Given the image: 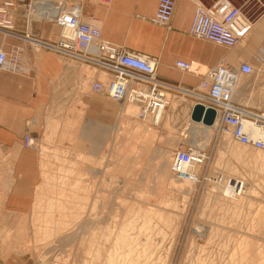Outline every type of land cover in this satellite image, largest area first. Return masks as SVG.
<instances>
[{
  "label": "rangeland",
  "instance_id": "374dc122",
  "mask_svg": "<svg viewBox=\"0 0 264 264\" xmlns=\"http://www.w3.org/2000/svg\"><path fill=\"white\" fill-rule=\"evenodd\" d=\"M233 3L252 21L264 11V0ZM253 66L259 80L249 97L264 98V67ZM98 70L84 65L79 86L50 100L31 204L0 220V256L16 264H264V152L230 135L225 142L217 115L212 125L194 120L185 91L170 92L160 124H149L136 106L82 87L86 77L106 78ZM181 144L205 156L192 183L171 169Z\"/></svg>",
  "mask_w": 264,
  "mask_h": 264
},
{
  "label": "crops",
  "instance_id": "0c3cea01",
  "mask_svg": "<svg viewBox=\"0 0 264 264\" xmlns=\"http://www.w3.org/2000/svg\"><path fill=\"white\" fill-rule=\"evenodd\" d=\"M216 1L218 0L212 3ZM227 1L233 3L236 0ZM69 2L80 6L82 19L98 26L104 39L139 54L158 57L159 76L185 88L195 86L198 78L176 69L174 64L177 60L194 61L203 69L220 62L234 66L249 62L264 67L262 13L242 42L229 49L189 34L196 7L194 0L178 1L170 28L153 24L149 20L155 13L159 0ZM23 12L24 8L20 4L15 8L12 30L0 29V48L8 53L17 51L20 58L16 70L0 69V220L8 219L29 208L32 187L39 179L38 155L36 150L23 147L24 134L29 131L42 140L44 115L50 100L58 96L59 92L61 95V92L73 91L77 81H80L79 77L86 76L82 73L86 64L65 57L42 44L55 43L61 27L42 22L38 17H34L29 24ZM27 33L37 34L39 39H29L25 36ZM98 71L106 76L101 81L109 79L104 71ZM88 80L100 79L86 77L82 87L88 84ZM258 80L257 75H252L243 86L240 83L236 97L239 102L251 107L252 104H264L263 96L257 94L253 98L249 97L253 91L249 83H257ZM87 106H91L94 112L92 103L87 102ZM85 123L94 130V121L88 119ZM89 136L90 131L88 139ZM16 261V258L10 256H0V264H16Z\"/></svg>",
  "mask_w": 264,
  "mask_h": 264
},
{
  "label": "built area",
  "instance_id": "2783aa9c",
  "mask_svg": "<svg viewBox=\"0 0 264 264\" xmlns=\"http://www.w3.org/2000/svg\"><path fill=\"white\" fill-rule=\"evenodd\" d=\"M101 1L108 3L110 0ZM178 1L159 0L149 20L153 24L170 28ZM194 2L196 7L189 34L196 38L233 48L242 42L253 27L254 21L247 15L243 5L237 6L227 0H218L211 5L201 0ZM18 4L16 0H0V29L12 30V19ZM22 5L28 23L38 17L42 22L61 27L55 43L42 44L108 75V81L88 80L93 92L118 103L136 105L139 119L158 125L170 104V92L185 91L194 100L193 103L215 110L219 132L230 135L240 145L264 152V110L247 106L236 98L243 77L255 73L251 63L242 62L234 66L220 62L203 69L194 61L177 60L174 64L176 69L198 78L195 86L185 88L159 76L158 57L139 54L104 39L98 26L82 19L78 4H72L69 0H28ZM26 35L29 36L28 33ZM34 38L35 41L39 39L37 34ZM19 63L17 51L8 53L0 48V69L14 71ZM252 86L254 82L249 83V87ZM37 139L27 131L22 144L25 148L39 151ZM204 159L200 151L181 144L172 155V172L180 179L197 180V175L188 171ZM241 185L235 192L241 191Z\"/></svg>",
  "mask_w": 264,
  "mask_h": 264
},
{
  "label": "water",
  "instance_id": "95a60500",
  "mask_svg": "<svg viewBox=\"0 0 264 264\" xmlns=\"http://www.w3.org/2000/svg\"><path fill=\"white\" fill-rule=\"evenodd\" d=\"M216 112L212 108H205L202 104H195L192 110V118L197 121H203L204 124L212 125L215 120Z\"/></svg>",
  "mask_w": 264,
  "mask_h": 264
},
{
  "label": "bare ground",
  "instance_id": "6f19581e",
  "mask_svg": "<svg viewBox=\"0 0 264 264\" xmlns=\"http://www.w3.org/2000/svg\"><path fill=\"white\" fill-rule=\"evenodd\" d=\"M17 1V3H19L18 4V6L21 4H23L24 2H26V1H28V0H16ZM17 6V7H18ZM23 6V5H22ZM24 8V7H23ZM23 14H24V12H23ZM39 23V22H38ZM30 24V23H29ZM29 26V25H28ZM30 29V28H29ZM29 34V36H27L26 34H25V36L27 37V38H33V39H35L34 38V35L33 34H30V33H28ZM40 36V35H39ZM256 69V68H255ZM95 93V92H94ZM126 104H130V105H132V106H136V105H134V104H132V103H129V102H125ZM137 107V106H136ZM138 109V108H137ZM137 112H138V110H137ZM165 114V113H164ZM164 114H163V117H164ZM136 115H137V113H136ZM162 117V118H163ZM144 121H148V120H144ZM149 124H152L151 122H149ZM158 124H160V122L158 123ZM31 134V133H30ZM25 135V134H24ZM32 135V134H31ZM33 136V135H32ZM34 137V136H33ZM225 137H226V139H225V142H227L228 144H231V142L229 141V140H227V138L229 139V135L228 134H225ZM35 138V137H34ZM231 138V137H230ZM233 140V139H232ZM234 141V140H233ZM24 147V146H23ZM232 149H233V147H232ZM234 149H235V147H234ZM197 151V150H196ZM237 152V151H236ZM260 152V151H259ZM238 156H241L242 155V153H241V151H239L238 152V154H237ZM259 155H261V152L259 153ZM262 156H264V153H262V155L260 156V158H261V160L264 162V157H262ZM198 166H200V164L199 163H195L192 167H190L189 168V173H193V174H195V175H197V173H195V171L199 168ZM185 180H187V181H189V182H194L196 179L194 178V179H185ZM126 259H124V261H125ZM130 264H133V263H130Z\"/></svg>",
  "mask_w": 264,
  "mask_h": 264
}]
</instances>
